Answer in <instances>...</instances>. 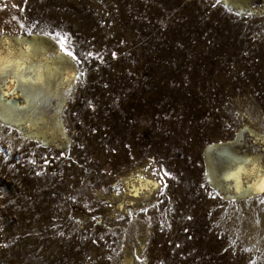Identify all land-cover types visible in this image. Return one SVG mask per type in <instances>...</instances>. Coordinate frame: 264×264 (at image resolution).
<instances>
[{
	"label": "rangeland",
	"instance_id": "374dc122",
	"mask_svg": "<svg viewBox=\"0 0 264 264\" xmlns=\"http://www.w3.org/2000/svg\"><path fill=\"white\" fill-rule=\"evenodd\" d=\"M248 5L0 0V40L60 50L41 33H61L78 57L36 125L0 115V264H264V195L232 202L220 177L225 150L264 157V0ZM139 173L156 186L128 202Z\"/></svg>",
	"mask_w": 264,
	"mask_h": 264
},
{
	"label": "bare ground",
	"instance_id": "6f19581e",
	"mask_svg": "<svg viewBox=\"0 0 264 264\" xmlns=\"http://www.w3.org/2000/svg\"><path fill=\"white\" fill-rule=\"evenodd\" d=\"M221 1L237 10H245V7L249 10H253L248 5V0ZM258 10L264 12V5ZM33 43L38 45L36 49L29 48V45ZM48 45L46 38L35 34L29 37H16L13 40L9 38L0 40V63L8 60H22L26 64L38 67L44 78L43 85L32 84L18 87L15 94H12L14 81L13 77L9 75L7 77V87L2 89V92H8L9 94L4 96L2 92H0V115L3 117L2 119H9L16 124H23L25 120L29 121H25L29 123V125L35 124L36 121L38 122L43 119L41 116H38L36 112L38 108H36L37 105H35L37 99H39V97L42 98L43 95H47L53 89L59 86H65L70 82L74 75L70 65L71 59L62 54L58 47H50ZM48 51L52 52L51 56H48ZM25 75L31 76L33 73L26 72ZM33 127L34 126H32V128ZM34 135L36 134L34 133ZM223 153L226 155V158L225 162L221 164L223 171L220 177L225 181L226 187L232 191V194H229L227 198L233 202L250 199L253 196L264 195V193L256 189V185L259 183L260 179L264 177V157L260 153H255L251 156L246 154L239 156L228 150L223 151ZM206 162L209 166V180L212 185L219 187L220 180L216 177L215 166H213L212 159L210 156L208 157L207 153ZM239 169H242V171L238 172V177L231 178L232 173L237 172ZM155 186L156 183L154 181L143 178L140 173L138 175L129 174L123 181V192L124 196L127 197H125V199H128V202L139 200L145 193L152 192V188ZM145 190L147 192H145ZM134 192L138 194H133ZM128 262L129 261H125L124 264Z\"/></svg>",
	"mask_w": 264,
	"mask_h": 264
},
{
	"label": "snow or ice",
	"instance_id": "6c2138e0",
	"mask_svg": "<svg viewBox=\"0 0 264 264\" xmlns=\"http://www.w3.org/2000/svg\"><path fill=\"white\" fill-rule=\"evenodd\" d=\"M41 35L51 38L52 40L56 41L59 45L60 51L70 57L72 60H77V55L71 51L67 47V38L62 35L61 33H50V32H42ZM38 47L37 44L33 43L29 45V48L36 49ZM93 53H87V56H92ZM98 55V54H97ZM115 53H113V56ZM26 72H32L33 75H25ZM11 75L14 81V87L12 89V94H15V91L18 87H24L26 85L32 84H40L43 85L44 78L41 74V71L38 67H33L29 64L24 63L22 60H8L5 62L0 63V92L2 89L7 87V77ZM4 96H7L8 92H2ZM35 163V161H33ZM242 171V169L237 170V172L232 173L231 178H237L238 172ZM256 189L264 193V177H262L259 183L256 185ZM138 194V193H133Z\"/></svg>",
	"mask_w": 264,
	"mask_h": 264
}]
</instances>
